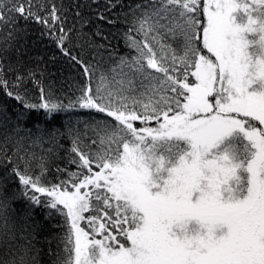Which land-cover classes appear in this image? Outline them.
I'll list each match as a JSON object with an SVG mask.
<instances>
[{
  "label": "snow or ice",
  "instance_id": "snow-or-ice-1",
  "mask_svg": "<svg viewBox=\"0 0 264 264\" xmlns=\"http://www.w3.org/2000/svg\"><path fill=\"white\" fill-rule=\"evenodd\" d=\"M118 6L107 0L96 18L116 23L105 13ZM45 8L0 0L4 50L20 19L38 23L85 80L58 95L39 66L20 73L0 59V92L23 109L0 111V127L12 125L0 154L19 187L0 183V264H36L38 244L52 264H264V0L128 4L123 37L136 54H110L98 81L82 55L105 47L84 31L90 21L76 12L80 28L65 27L61 8ZM71 110L86 118L47 126ZM65 136L75 170L57 166L49 179ZM57 217L59 231L45 234Z\"/></svg>",
  "mask_w": 264,
  "mask_h": 264
},
{
  "label": "trees",
  "instance_id": "trees-1",
  "mask_svg": "<svg viewBox=\"0 0 264 264\" xmlns=\"http://www.w3.org/2000/svg\"><path fill=\"white\" fill-rule=\"evenodd\" d=\"M139 2V0H119V3L124 5V7H116L111 10V12H106L110 19L116 21V23L110 25L103 21H99L97 17V12H103L107 0H32L34 5H45L46 8L39 12L41 16L46 15L47 11L50 10V6L55 4L58 8L62 9L63 15L67 18L65 27H71L75 24L76 28L79 29V23H76L77 17L76 12H80L81 15L87 18L90 23L84 28V31L88 33L95 44H103L105 47L103 49H88L85 45V50L82 53L84 59L91 61L94 66H97L98 70L96 73V80H99L102 71H106L110 65L114 62L109 59L110 54L112 57L128 55L129 58L135 55L134 50H130L125 46V41L123 37V32L126 31L127 25L123 23L124 15L127 12V5ZM35 10V9H34ZM119 18V19H118ZM11 27V26H9ZM19 31L13 37L11 43L12 47L10 50L5 51L7 46V32L8 28H4L0 31V59L3 60L5 65H11L16 71L20 73H26L28 69L36 68L39 66L41 70L45 71L44 81L45 83L52 82L59 95L61 91L67 95H73V91H69L68 85L75 83H83L85 77L81 74V69L79 65L71 63L66 57H64L59 49L56 47L55 43L49 38L48 35H41L43 28L41 25L35 22H25L20 19L18 22ZM99 30L104 36H107V40H102L99 37L92 35L95 31ZM76 52H80V49H76ZM74 54H76L74 52ZM14 73H8V78L14 79ZM111 74L109 73V76ZM39 78V73L37 74ZM28 87L31 89V94L33 96L38 95V90L33 88L31 83ZM78 94V93H76ZM7 109L8 114L13 116L17 111H23L20 105L11 98H8L0 92V111ZM86 118V110H71L67 114H61L54 121L48 124V127H59L63 130L65 124L76 125L78 119ZM38 116L33 114L31 119L27 121V127H32L33 121L37 120ZM42 120V118H41ZM83 127V125H80ZM12 125H6L0 127V142H2V137L6 130L11 129ZM23 135V132L21 133ZM15 135L11 137V143H9L8 150L9 155H12V151L15 147ZM59 143L63 145L58 152V156L54 158L50 165L49 179H53L56 175V167L65 168L74 171L75 165H69L66 150L70 148V139L65 136L60 138ZM24 148H27L29 152H35L37 156L42 155L40 147H29L30 141H24ZM50 145L45 144L44 148H48ZM23 154V150L22 153ZM15 159V158H14ZM38 161H34L33 164ZM11 165H9L6 160L0 154V183L6 184V191L9 194L18 193V181L10 175ZM22 202H17L14 207H23ZM37 219L43 216V211L37 209L35 213ZM59 217L50 222H45V234L51 231L58 232V228H52L51 225L59 222ZM43 239V237H39ZM38 248L41 251L36 255V264H52L54 257H49L47 253L46 244H38ZM55 247V245H53ZM0 259H8V257L3 255L2 250H0Z\"/></svg>",
  "mask_w": 264,
  "mask_h": 264
}]
</instances>
